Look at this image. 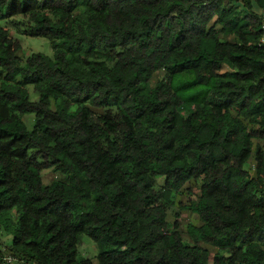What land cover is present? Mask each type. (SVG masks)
<instances>
[{"label":"trees","instance_id":"obj_1","mask_svg":"<svg viewBox=\"0 0 264 264\" xmlns=\"http://www.w3.org/2000/svg\"><path fill=\"white\" fill-rule=\"evenodd\" d=\"M263 36L264 0H0V264H264Z\"/></svg>","mask_w":264,"mask_h":264},{"label":"rangeland","instance_id":"obj_2","mask_svg":"<svg viewBox=\"0 0 264 264\" xmlns=\"http://www.w3.org/2000/svg\"><path fill=\"white\" fill-rule=\"evenodd\" d=\"M6 27L10 30L11 34L18 38L21 41V44L23 46L22 49V57L31 54V53H43L48 56H53L54 50L50 44V39L48 37H42V36H30L27 33L24 32V30L27 28L26 20L25 18L18 16L15 18H12L11 21H9L6 24ZM163 72H159L151 81V85H155L158 78L162 75ZM29 90L31 93L32 100L38 99V94L34 92L33 86H29ZM34 115H27L25 116L26 124L29 128H32V119ZM43 173V180L45 183H50L55 178H61L62 175L55 172L52 168L44 169L42 170ZM200 193V190L195 185V183L187 184L185 189L178 195H176V206L172 209L169 219L171 221H174L175 214H179L181 217V231L184 235H186L187 226L189 223L193 224H200V220L197 214L194 212L182 209L180 208V205H190L195 200H197L198 195ZM7 236L4 238L6 239ZM209 249L212 251V253L215 252L214 248L209 247ZM79 252L81 256L86 258H91L94 262H96V256L98 254V248L96 246V243L93 241V239L89 238L88 236H83L81 239V242L79 244ZM212 264V261L210 262Z\"/></svg>","mask_w":264,"mask_h":264},{"label":"built area","instance_id":"obj_3","mask_svg":"<svg viewBox=\"0 0 264 264\" xmlns=\"http://www.w3.org/2000/svg\"><path fill=\"white\" fill-rule=\"evenodd\" d=\"M260 43L264 47V36L262 37ZM249 166H250L249 170H250L251 174L254 175L256 173V165H255V163L254 162H251ZM9 260L11 261L12 258L9 257ZM31 264H37V263H31Z\"/></svg>","mask_w":264,"mask_h":264}]
</instances>
